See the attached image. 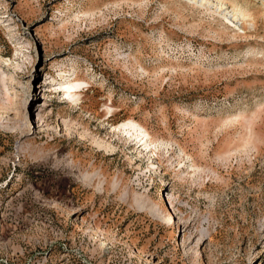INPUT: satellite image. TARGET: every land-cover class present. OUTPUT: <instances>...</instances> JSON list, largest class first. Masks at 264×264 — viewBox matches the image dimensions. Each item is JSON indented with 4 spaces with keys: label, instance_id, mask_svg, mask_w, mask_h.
<instances>
[{
    "label": "rangeland",
    "instance_id": "374dc122",
    "mask_svg": "<svg viewBox=\"0 0 264 264\" xmlns=\"http://www.w3.org/2000/svg\"><path fill=\"white\" fill-rule=\"evenodd\" d=\"M0 264H264V0H0Z\"/></svg>",
    "mask_w": 264,
    "mask_h": 264
},
{
    "label": "bare ground",
    "instance_id": "6f19581e",
    "mask_svg": "<svg viewBox=\"0 0 264 264\" xmlns=\"http://www.w3.org/2000/svg\"><path fill=\"white\" fill-rule=\"evenodd\" d=\"M239 13H240V14H244V11H243V10H239ZM76 86H77L76 84H74V85H72V86L69 85V86L66 87V89H68V90L70 91L72 88H74V87H76ZM124 126H125V127H129V126H131V121L125 123ZM134 126H135V125H134ZM131 128H132V126H131ZM144 134H145V133H144Z\"/></svg>",
    "mask_w": 264,
    "mask_h": 264
}]
</instances>
